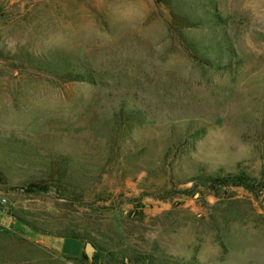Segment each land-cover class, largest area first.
I'll list each match as a JSON object with an SVG mask.
<instances>
[{
  "label": "rangeland",
  "instance_id": "obj_1",
  "mask_svg": "<svg viewBox=\"0 0 264 264\" xmlns=\"http://www.w3.org/2000/svg\"><path fill=\"white\" fill-rule=\"evenodd\" d=\"M263 172L264 0H0V264H264Z\"/></svg>",
  "mask_w": 264,
  "mask_h": 264
},
{
  "label": "trees",
  "instance_id": "obj_2",
  "mask_svg": "<svg viewBox=\"0 0 264 264\" xmlns=\"http://www.w3.org/2000/svg\"><path fill=\"white\" fill-rule=\"evenodd\" d=\"M264 174V172L262 173ZM200 180L203 183L208 184V188H216V187H240L248 191H253L255 189L254 179L245 173H236V174H226L223 176L214 177L211 175H205V177H201ZM30 192H35V190H40L36 184L30 185ZM42 190V189H41Z\"/></svg>",
  "mask_w": 264,
  "mask_h": 264
},
{
  "label": "built area",
  "instance_id": "obj_3",
  "mask_svg": "<svg viewBox=\"0 0 264 264\" xmlns=\"http://www.w3.org/2000/svg\"><path fill=\"white\" fill-rule=\"evenodd\" d=\"M6 205V198L4 197H0V220H1V217L4 213V207Z\"/></svg>",
  "mask_w": 264,
  "mask_h": 264
},
{
  "label": "water",
  "instance_id": "obj_4",
  "mask_svg": "<svg viewBox=\"0 0 264 264\" xmlns=\"http://www.w3.org/2000/svg\"><path fill=\"white\" fill-rule=\"evenodd\" d=\"M84 252H85V255H86L87 258L91 257L92 249H91V245L89 243H87L85 245Z\"/></svg>",
  "mask_w": 264,
  "mask_h": 264
}]
</instances>
